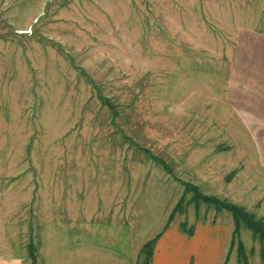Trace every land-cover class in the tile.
Returning a JSON list of instances; mask_svg holds the SVG:
<instances>
[{"label": "rangeland", "instance_id": "374dc122", "mask_svg": "<svg viewBox=\"0 0 264 264\" xmlns=\"http://www.w3.org/2000/svg\"><path fill=\"white\" fill-rule=\"evenodd\" d=\"M254 35L264 0H0V264H30L69 192L128 201L151 239L185 184L264 223L263 88L239 62ZM182 209L170 225L221 222L229 244L228 212ZM239 240L246 261L235 243L221 264H264V244Z\"/></svg>", "mask_w": 264, "mask_h": 264}, {"label": "crops", "instance_id": "0c3cea01", "mask_svg": "<svg viewBox=\"0 0 264 264\" xmlns=\"http://www.w3.org/2000/svg\"><path fill=\"white\" fill-rule=\"evenodd\" d=\"M252 36L242 37L239 62L248 61L252 67L239 69L240 79L246 87L254 82L256 88H263L260 94L264 97V40ZM106 194L87 190L64 194L56 203L57 212L52 210L45 224L38 227L42 240L48 242L37 245L36 263L138 264L142 246L151 240L150 236L145 238L151 223L143 217L136 227L133 204L129 209L126 201V207L120 209L119 199ZM54 206L48 205L49 212ZM194 230L189 236L177 224L169 225L156 241L150 264H221L225 247L230 246L227 225L200 220Z\"/></svg>", "mask_w": 264, "mask_h": 264}, {"label": "trees", "instance_id": "16d2710c", "mask_svg": "<svg viewBox=\"0 0 264 264\" xmlns=\"http://www.w3.org/2000/svg\"><path fill=\"white\" fill-rule=\"evenodd\" d=\"M162 165L164 167V163H162ZM184 188H185L184 191L181 193V195L177 199L174 207L172 208L167 218V221L163 227V231L168 228V226L170 225L169 223L171 222V220L173 219L176 213H180V212L182 213L183 206L189 205L192 202L195 205L202 203L208 206L213 205L217 213L220 211H226L230 214L232 221H233V230L231 232L230 246H229L227 255L230 254V252L233 249V245L236 243L238 263H242V262L244 263L246 261L244 246L242 242L239 240L241 227L250 231L254 239L264 244V223L262 220L256 219L252 214L248 213L241 206H237L235 204L226 202L225 200H219L215 197L206 196L202 194L197 187L191 184H185ZM188 194H191L192 197L190 198L189 201L185 203V198ZM185 224H186L185 222L181 224V227H183L184 229L186 227ZM184 229L183 231L187 233V230H184ZM191 233L192 232L188 230L187 235H190ZM160 236H161V233L157 234L153 239L147 241L142 246L140 253H139L140 262L138 264H150V261L153 255L154 246L156 244V241L160 238ZM27 256H28V259L30 260V264H37L36 263V250L31 240L29 241L27 245ZM262 257H264V253H262ZM227 258L228 256L226 257V260H224L223 264L227 263L226 262Z\"/></svg>", "mask_w": 264, "mask_h": 264}]
</instances>
